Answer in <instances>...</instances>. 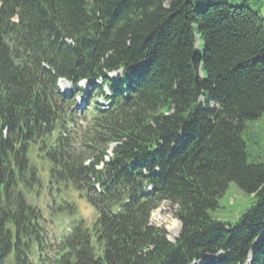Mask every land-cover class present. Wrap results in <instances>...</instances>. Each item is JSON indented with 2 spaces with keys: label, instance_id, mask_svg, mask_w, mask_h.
Masks as SVG:
<instances>
[{
  "label": "trees",
  "instance_id": "trees-1",
  "mask_svg": "<svg viewBox=\"0 0 264 264\" xmlns=\"http://www.w3.org/2000/svg\"><path fill=\"white\" fill-rule=\"evenodd\" d=\"M82 80L108 104L95 96L77 136ZM263 114L264 17L246 4L0 0V264H264V153L246 137ZM34 154L96 209L92 226L49 242ZM230 182L255 198L233 224L211 215ZM165 200L175 242L150 224Z\"/></svg>",
  "mask_w": 264,
  "mask_h": 264
},
{
  "label": "rangeland",
  "instance_id": "rangeland-1",
  "mask_svg": "<svg viewBox=\"0 0 264 264\" xmlns=\"http://www.w3.org/2000/svg\"><path fill=\"white\" fill-rule=\"evenodd\" d=\"M196 7L204 8L210 3H216L219 1H227L229 3L236 4H246L249 8L259 12L264 17V0H192ZM119 73H113V76H117ZM84 89L91 92V98H94L96 91L92 86L84 82L81 84ZM64 89V86H61ZM81 96L76 98L77 107L81 106L83 109H77L79 118L77 121L81 120L82 127L85 128L86 120L89 116V108L84 103ZM79 124V123H78ZM250 129L247 134L248 143L250 149L256 152L264 153V114L256 120L250 121L248 123ZM74 134L80 135L81 126H75L71 128ZM252 130V134H251ZM110 149H114V144L110 145ZM113 152V150H112ZM111 152V153H112ZM36 164L42 169V176L44 178L43 187L40 190L39 206L42 208L44 216L46 218L45 224L48 229L49 240L54 242L59 240L62 236H65L69 232L71 226L72 217L69 216V210L58 212L57 206L63 201H67L70 207L77 209L76 217L83 218L87 225H92V222L96 220L97 212L94 208L90 206L86 198L80 193L73 190L72 188H62L59 189L61 194L58 193L57 189L48 184L49 180V167L47 162L41 161L33 156ZM264 160V156H263ZM255 198L253 194L247 193L243 190L236 182H230L228 189L219 199L220 206L211 211V215L214 219L220 220L225 223H235L237 222L243 213H245L249 207L253 204ZM178 205L173 204L169 200H165L160 203V205L153 210L150 216V224L153 226L161 228L170 241H175L179 236L182 228L181 221L176 217V211ZM54 212V214H53ZM195 264V263H194ZM196 264H200L196 262Z\"/></svg>",
  "mask_w": 264,
  "mask_h": 264
}]
</instances>
